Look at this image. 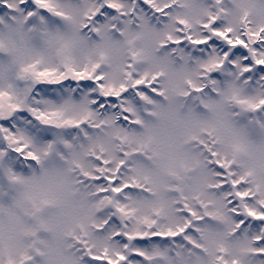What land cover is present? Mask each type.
Instances as JSON below:
<instances>
[{"label": "clouds", "instance_id": "1", "mask_svg": "<svg viewBox=\"0 0 264 264\" xmlns=\"http://www.w3.org/2000/svg\"><path fill=\"white\" fill-rule=\"evenodd\" d=\"M0 264H264V0H0Z\"/></svg>", "mask_w": 264, "mask_h": 264}, {"label": "snow or ice", "instance_id": "2", "mask_svg": "<svg viewBox=\"0 0 264 264\" xmlns=\"http://www.w3.org/2000/svg\"><path fill=\"white\" fill-rule=\"evenodd\" d=\"M37 2H38V3H42V2H44V0H37ZM81 75H82V74H81ZM136 83L139 84V83H141V81L137 80ZM29 155L31 156V155H33V154H32V153H29Z\"/></svg>", "mask_w": 264, "mask_h": 264}]
</instances>
